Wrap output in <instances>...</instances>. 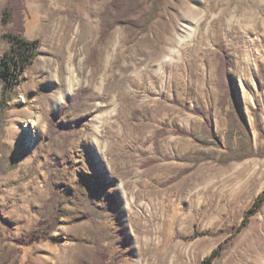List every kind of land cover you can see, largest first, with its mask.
Masks as SVG:
<instances>
[{
    "label": "rangeland",
    "instance_id": "1",
    "mask_svg": "<svg viewBox=\"0 0 264 264\" xmlns=\"http://www.w3.org/2000/svg\"><path fill=\"white\" fill-rule=\"evenodd\" d=\"M109 1L26 0L23 36L40 39L41 47L22 74L7 113L3 141L10 169L0 176V261L96 264L95 253L106 249L107 264H207L219 249L210 264H264V204L238 229L264 190V0H213L211 5L204 0H141L140 13L157 10L147 29L118 25L101 41V13ZM6 2L0 0V54L11 46L2 21ZM192 7L199 9L197 15L188 14ZM219 43L226 46L239 122L245 121L250 131L247 135L237 123L231 142L237 147L241 135L255 153L225 165L219 159L228 148L227 112L234 106L229 99L220 102L225 91L218 74ZM93 50L97 55L90 57ZM49 61L55 64L54 80L42 68ZM105 61L111 62L108 72L117 81L105 80ZM67 65L80 84L58 104L53 99L56 81H65ZM139 78L145 89L136 96L125 93L124 82L133 87ZM80 89L87 90L85 99L78 108L70 106ZM208 111L212 135L222 146L196 141L208 140L203 117ZM51 117L59 118L72 136L67 150L62 135L46 136ZM177 127L195 137L176 134ZM95 128L98 136L92 134ZM157 130L165 131L159 148ZM65 153L64 194L77 183L99 185L94 205L104 206L110 192L109 207L73 223L84 209L71 201L52 233L61 242L24 245V235L39 221L50 197L47 159L62 163ZM185 154L202 161L193 167L183 160ZM219 230L185 239L196 231Z\"/></svg>",
    "mask_w": 264,
    "mask_h": 264
},
{
    "label": "trees",
    "instance_id": "2",
    "mask_svg": "<svg viewBox=\"0 0 264 264\" xmlns=\"http://www.w3.org/2000/svg\"><path fill=\"white\" fill-rule=\"evenodd\" d=\"M142 9L141 0H110L105 6L101 13L102 27L100 40H104L112 29L118 25H123L132 29L145 30L150 25L152 20L155 18L157 10L152 8L148 13H140ZM27 4L26 0H7L3 8L2 21L4 26H6L5 37L10 41V49L6 50L3 54H0V85L2 87V94L0 96V176L5 174L10 169V162L8 156L4 153L7 144L3 141L5 126L7 125V113L10 109V102L15 98V90L17 86L22 82V74L27 71V69L33 64L35 58L39 54V49L41 47V40H30L25 38L23 35L27 31ZM219 52L217 54L219 60L218 74L221 77L222 88L224 89V95L221 97L220 102L223 105L229 99V103L233 105V110L227 112L228 116V131L226 132V143L228 148L225 154H222L219 163L228 164L231 161L238 160L241 161L248 157L255 155L251 150V143L245 140L241 135L237 141V147H233L231 142V137L235 134V129L237 123L241 128V131L250 135V131L244 122H239L241 115L236 111L235 103V91L231 86V79L228 76L229 73V60L226 54V46L223 43L218 44ZM97 55V50H93L90 57H95ZM87 90L80 89L76 94L72 95L70 98V106L80 107L81 102L85 99L87 95ZM69 106V107H70ZM66 109V106L60 108V113L62 114ZM188 109V108H186ZM236 111V112H235ZM192 112L200 114L199 110L196 108L192 109ZM237 115V116H236ZM204 126L207 131L208 140L206 142H201L198 139V143H202L204 146L209 147L211 145L222 144L212 135L211 132V117L210 112L203 113ZM79 129V125L72 128L73 132L76 133ZM70 133V131H69ZM175 133L182 136L195 137L194 134L187 128L177 127ZM62 135L63 147L67 150L69 141L72 139L70 134H67V128H64L62 124L59 123V118L51 117L48 121L47 128V138L53 139L57 135ZM165 134L164 130H157L155 134V145L159 148V138ZM264 155V153H262ZM66 153L61 156L62 163H54L52 158L47 159L46 167L50 171L49 184L51 187L50 197L43 207L42 215L36 225L32 230L27 232L23 237L22 244L32 245L36 242H40L43 239H48L54 242H61L62 239H56L52 236V233L56 231L57 227L62 223L61 219L66 216L65 205L73 201V204L80 205L83 210V214L78 218L71 219L73 223L91 219L92 213L101 207L106 209L109 207L108 202L111 201V197L108 193L105 205L98 204V208L94 205V198L97 196L100 186L94 188H89L85 184H75L73 185L67 194H64L63 189V178L62 164L66 165L64 159H66ZM183 160L186 162H193L196 167L202 160L195 158L193 160L185 154ZM175 178V177H174ZM173 178V179H174ZM86 180H84L85 182ZM69 201V202H68ZM264 204V190L260 193L256 199L254 206L250 208L244 216L243 223L238 229H243L247 226L250 215L256 213ZM223 230H219L214 233L213 231H196L191 236L185 237V239H193L200 235H214L221 233ZM106 231L103 230L99 233V237H105ZM102 240V239H101ZM103 241V240H102ZM101 245V244H99ZM219 254V249H216L212 255L206 260L207 264H210L212 260ZM107 250L101 249L95 253V263L96 264H107ZM6 261H0V264H5ZM77 264H88L84 260H80Z\"/></svg>",
    "mask_w": 264,
    "mask_h": 264
},
{
    "label": "bare ground",
    "instance_id": "3",
    "mask_svg": "<svg viewBox=\"0 0 264 264\" xmlns=\"http://www.w3.org/2000/svg\"><path fill=\"white\" fill-rule=\"evenodd\" d=\"M204 2L205 3H207V4H213V0H204ZM215 3V2H214ZM199 13V9H197L196 7H192V8H190V10L188 11V14L189 15H192V16H194V15H197ZM55 40H56V42H57V35L55 34V33H53V36H52ZM189 38H191V36L189 37ZM117 41H119L118 40V38L116 39V42ZM172 41H173V38H172V34L169 36V41H168V43H170V44H172ZM190 41V40H189ZM115 42V43H116ZM120 42V41H119ZM175 44V43H174ZM178 44V43H177ZM183 44V43H182ZM179 45V44H178ZM71 46V45H70ZM170 49V51H171V48H169ZM168 49V50H169ZM167 52V51H166ZM165 52V53H166ZM163 54H164V52H163ZM158 55H159V53H158ZM154 57H155V55H154ZM161 57V56H160ZM67 58V57H66ZM70 60V59H69ZM68 60V61H69ZM135 61H137V60H135ZM106 62V61H105ZM67 64V63H66ZM136 64V63H135ZM104 65V64H103ZM70 66V65H69ZM69 66L67 65L66 66V77H65V81H63V82H61V81H56L57 82V92H56V94H55V96H53V99L55 100V102L56 103H63L69 96H70V94L75 90V88H76V86L78 85V84H80V81H78L77 79H75L76 77L74 76L76 73H73L74 72V70L73 71H71L70 69H69ZM130 66H128V68H129ZM43 70H44V72H45V74H46V76L48 77V78H50L51 80H54L55 78H57V76H56V69H55V64L54 63H52L51 61H49V63H47V65H44L43 67ZM105 71H107V73L109 74L110 72H108L109 71V69H111V62L110 61H107L106 62V64H105ZM124 70L126 69L125 67L123 68ZM111 71V70H110ZM59 72V71H58ZM107 74V78H105V80H107L108 81V83H112V82H115V80H116V76H110V74H112V73H110L109 75ZM121 76V75H120ZM122 77V76H121ZM126 78V77H125ZM129 78H131V77H129ZM121 79V78H120ZM126 81H128L127 79H125ZM117 81V80H116ZM118 82L120 83V80H118ZM129 82H131V81H129ZM145 82V81H144ZM117 83V82H116ZM125 83V93H128V94H132L133 96H136V92L137 91H139V90H142L143 88H144V84H143V81L139 78V80L136 82L135 81V84L133 85V87L132 86H128V85H126V82H124ZM128 83V82H127ZM132 87V88H131ZM145 89V88H144ZM145 93V92H144ZM144 93H142V94H144ZM148 93V92H147ZM139 94V93H138ZM137 94V95H138ZM146 94V93H145ZM138 97V96H137ZM133 99V98H132ZM110 101L111 102H113L114 100L113 99H110ZM109 113H112V111H109V112H107V114H109ZM93 120H95V119H93ZM93 122V121H92ZM95 122H96V120H95ZM35 125H37L38 127H39V124L37 123H35ZM36 127V126H35ZM93 133L92 134H95V135H97L96 134V132H97V128H95V129H93V131H92ZM95 135H94V137H95ZM98 136V135H97ZM95 139V138H94ZM104 141V140H103ZM96 142H98L97 140H96ZM101 143V142H100ZM104 143V142H103ZM105 144V143H104ZM100 147V146H99ZM100 149V148H99ZM103 149V148H102ZM144 232L146 233V234H149L148 232H149V228L148 229H145L144 230Z\"/></svg>",
    "mask_w": 264,
    "mask_h": 264
}]
</instances>
